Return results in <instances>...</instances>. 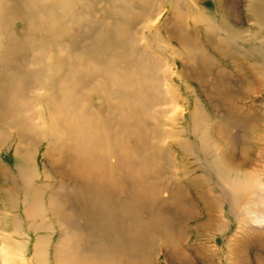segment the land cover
<instances>
[{"label":"rangeland","instance_id":"rangeland-1","mask_svg":"<svg viewBox=\"0 0 264 264\" xmlns=\"http://www.w3.org/2000/svg\"><path fill=\"white\" fill-rule=\"evenodd\" d=\"M261 5L0 0V236L13 240L10 264H60L87 243V192L78 206L70 196L102 179L74 168L117 164L107 145L123 157L106 205L126 218L110 232L121 247L82 264H264V224L241 228L225 197L264 181Z\"/></svg>","mask_w":264,"mask_h":264},{"label":"bare ground","instance_id":"bare-ground-1","mask_svg":"<svg viewBox=\"0 0 264 264\" xmlns=\"http://www.w3.org/2000/svg\"><path fill=\"white\" fill-rule=\"evenodd\" d=\"M261 6L263 7L264 5H261ZM261 14L258 16L260 17ZM260 21H261V24L264 26V19L262 18L260 19ZM260 30L264 33L263 28H260ZM133 61H134L133 64H135V67H138V61L135 58H131V59L129 58L128 60L129 65L131 66L132 65L131 62ZM124 71L125 72L123 73V78L129 79L130 78V76L128 77L129 72L126 70ZM87 77L88 75L86 76V78ZM82 84L83 82H81L80 80H76L75 84L73 83V86H72L73 91H78V89L76 88H79ZM125 96L127 98H130V97L133 98L134 92H130L127 90L125 92ZM86 135H89V133ZM93 137H94L93 140L96 141L99 146L102 145V142L99 139L101 138V136L97 135L96 137L95 136ZM97 143H93L91 148L95 149L98 146L96 145ZM109 146L110 145H107L105 149H101L102 152L104 153L103 156H106L108 154L117 155L116 156L118 159L117 164L109 166V165H106L105 163H95L94 164L95 170H91L89 172L84 171L81 165H79L80 167L77 170L74 168V170L81 177V179H83L84 177H87L88 179L89 178L93 179L96 176V178L102 179V183L96 185L89 181L86 184L84 183V186H83V185H80L81 184L80 182L79 183L80 187L77 186L79 189L77 188L76 192L74 190V194L72 193L73 195L70 196L71 198L70 200L73 201V204H75L76 202L73 199H78L79 197L81 198L82 196V194L78 193V190L80 191V188H85L86 190L85 192H87V195L84 196L83 201H82L81 211H79L80 215H82L83 217H86L82 225L83 231L80 230L78 226L76 227L78 228L76 229L77 233H81L82 231L85 234V236L87 237V243L84 245L81 244V245L75 246L74 248H72L71 251L67 252L66 256H63V255L60 256V259H59L60 264H82L80 257L84 256L85 258H90L91 256L89 257L86 256V254H88L90 251L93 252L91 254L92 256L93 255L103 256L108 252H112V249L117 250L119 249V247H121V245L114 246L115 243L112 244L111 242L112 235L110 234V232L111 233L112 232L114 233V231L120 232V229L122 227H117L115 223L116 222L121 223L126 218L122 217L119 213L118 214H116V212L113 213L110 209L107 208L108 206L106 207V205H109L111 202V200L109 201V198H108L112 190L111 184L108 183V180L111 178L110 169L116 170L117 168H120L123 163V157L121 156L122 154L118 150V148H116L114 145L110 147ZM83 164H84V161H83ZM217 173L220 174V172H217ZM105 180H107V182ZM234 190H235L234 194L233 193H230L229 195L225 194V197L227 198V204H229L230 207H232L231 210L229 211L230 215L235 216L237 219L239 216L242 218L240 219L241 221L240 227L247 229V228H253L252 223L264 224V204L262 203V200H264V181H262L258 176H253L247 182L236 183L234 185ZM242 202H244L247 205V207L243 210L242 213H237L238 211L236 207L235 208L233 207ZM76 205L78 206L77 203ZM73 208H75L74 205L71 206V209ZM128 220L133 221L132 222L133 224L132 223L131 224L134 225L135 227L138 225H141L139 220L134 221L131 218H128ZM230 221H231L230 223H232V219H230ZM228 224L225 227L227 229H229ZM106 231H109V235L106 233ZM122 232H124V228L122 229ZM122 238L126 240V237L124 234ZM0 239L4 241V246L0 247V255L4 257V259L2 260H5L7 264H10L9 261L13 259L11 257V253H12L11 245L13 244V240L9 234L5 235V233L1 234ZM134 239L136 238L134 237ZM83 263L85 264V261H83ZM86 264H89V263L86 262Z\"/></svg>","mask_w":264,"mask_h":264}]
</instances>
